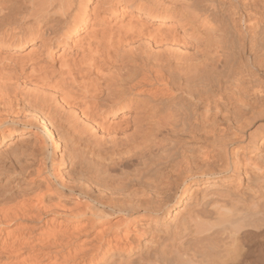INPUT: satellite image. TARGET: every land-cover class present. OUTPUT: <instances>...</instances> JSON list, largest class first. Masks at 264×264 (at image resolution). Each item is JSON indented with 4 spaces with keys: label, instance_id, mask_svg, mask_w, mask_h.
Here are the masks:
<instances>
[{
    "label": "bare ground",
    "instance_id": "obj_1",
    "mask_svg": "<svg viewBox=\"0 0 264 264\" xmlns=\"http://www.w3.org/2000/svg\"><path fill=\"white\" fill-rule=\"evenodd\" d=\"M0 264H264V0H0Z\"/></svg>",
    "mask_w": 264,
    "mask_h": 264
}]
</instances>
